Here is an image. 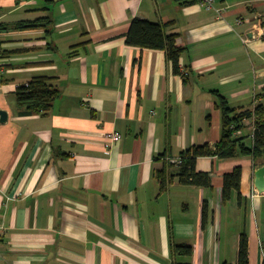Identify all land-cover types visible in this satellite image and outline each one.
Returning a JSON list of instances; mask_svg holds the SVG:
<instances>
[{
	"label": "crops",
	"instance_id": "1",
	"mask_svg": "<svg viewBox=\"0 0 264 264\" xmlns=\"http://www.w3.org/2000/svg\"><path fill=\"white\" fill-rule=\"evenodd\" d=\"M215 7L0 0V264H236L244 231L250 264H264V158L199 157L211 187L181 184L174 162L221 139L215 91L238 112L264 102V0ZM137 17L178 35L187 80L165 50L127 43ZM38 18L37 28L15 27ZM40 75L60 95L49 113L22 115L16 91ZM253 125L245 119L236 137L252 143ZM114 131L122 138L110 145ZM237 166L243 202L234 190L223 204L224 175Z\"/></svg>",
	"mask_w": 264,
	"mask_h": 264
},
{
	"label": "trees",
	"instance_id": "2",
	"mask_svg": "<svg viewBox=\"0 0 264 264\" xmlns=\"http://www.w3.org/2000/svg\"><path fill=\"white\" fill-rule=\"evenodd\" d=\"M45 18L36 20L21 21L16 24L17 29H33L43 24ZM0 25V32L4 30ZM166 24L153 22L144 18H135L127 33V43L129 45L162 49L167 53L168 59L172 62L173 71L176 74L183 75L188 79L181 66V56L185 47L178 44L177 34H167ZM1 51V44H0ZM53 76L40 75L34 76L27 83L22 84L16 91V101L18 112L22 115L47 114L49 113L57 97L60 95V89L53 84ZM216 105L222 110V136L214 145L205 143L194 145L181 152L182 163L178 166L179 182L183 185H195L198 187H211L212 174L209 171H200L197 169V160L201 156L216 155L221 158H231L239 155L251 156L254 159L264 158V102L260 99L253 108L238 112L236 108L230 106L225 96L215 91ZM253 118L255 124V134L252 143L247 141L248 136L236 137V132L244 128V120ZM243 168L235 167L227 172L223 179L222 202L228 204L231 201L234 190L240 195V205L243 202L241 194ZM163 174H159L162 179ZM162 181V187H165V180ZM207 205L203 208L204 223L207 218ZM181 247V246H180ZM183 253H192V248L182 246ZM223 264H231L224 262ZM236 264H250V245L249 235L246 231L242 232L240 237V246L238 251V261Z\"/></svg>",
	"mask_w": 264,
	"mask_h": 264
},
{
	"label": "built area",
	"instance_id": "3",
	"mask_svg": "<svg viewBox=\"0 0 264 264\" xmlns=\"http://www.w3.org/2000/svg\"><path fill=\"white\" fill-rule=\"evenodd\" d=\"M215 2L216 0H201V3L205 6L206 9L208 10H216L217 8L215 7ZM242 21L240 20L239 23H241ZM254 134H255V124L252 127V139L254 138ZM122 138V134L119 131H114L109 135V142L110 145H112L113 143L119 141ZM174 162L177 166H179L182 163V157H177L174 159ZM2 236V230L0 228V237Z\"/></svg>",
	"mask_w": 264,
	"mask_h": 264
},
{
	"label": "water",
	"instance_id": "4",
	"mask_svg": "<svg viewBox=\"0 0 264 264\" xmlns=\"http://www.w3.org/2000/svg\"><path fill=\"white\" fill-rule=\"evenodd\" d=\"M0 115H1V121H6L8 119L7 111L0 110ZM256 179H257L259 191L264 192V165L256 171Z\"/></svg>",
	"mask_w": 264,
	"mask_h": 264
}]
</instances>
